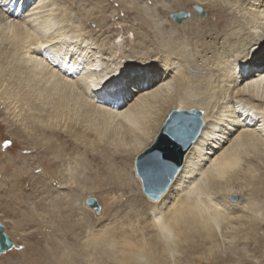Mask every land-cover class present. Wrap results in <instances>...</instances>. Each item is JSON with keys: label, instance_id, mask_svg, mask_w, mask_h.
Returning <instances> with one entry per match:
<instances>
[{"label": "bare ground", "instance_id": "obj_1", "mask_svg": "<svg viewBox=\"0 0 264 264\" xmlns=\"http://www.w3.org/2000/svg\"><path fill=\"white\" fill-rule=\"evenodd\" d=\"M166 1L0 0V115L25 145L14 155L1 146L0 183L14 197L5 199L14 232L37 227L11 264H252V245L264 255V62L252 64L264 54V0ZM116 2L114 17L133 20V43L118 57L94 36L110 31ZM186 10L191 18L173 19ZM147 65L160 71H132ZM174 110L202 111L205 126L153 204L132 161ZM54 178L75 188L53 196ZM99 187L103 202L130 194L122 222L113 204L95 219L76 205Z\"/></svg>", "mask_w": 264, "mask_h": 264}, {"label": "rangeland", "instance_id": "obj_2", "mask_svg": "<svg viewBox=\"0 0 264 264\" xmlns=\"http://www.w3.org/2000/svg\"><path fill=\"white\" fill-rule=\"evenodd\" d=\"M144 1H146V0H143V2L142 3H145ZM162 2H167L166 0H162ZM62 3L63 4H66L65 2H63L62 1ZM148 3V2H147ZM106 4V3H105ZM108 4V3H107ZM167 4H169V2H167ZM114 5H115V7H114ZM114 5H112V6H110V7H108L107 6V12H108V14H107V12L105 13L107 16H109V19L107 20V27H109L110 25H111V28L109 29L110 31L109 32H105V36L103 35V37L101 36V34L100 33H98V32H94V36H99V37H101V39H103L104 37H107V39H106V43H108L107 44V46L108 47H110V48H112V50H113V52H114V54H115V57H118V56H120L121 54H122V52H124V51H129L130 50V42H132V39H133V33H131V32H129L128 30H127V28H129V26H131L132 24H133V20H131V19H126V18H124L123 16H122V14L121 15H118L116 18L114 17L115 16V14L117 13V10L118 11H120V8L118 9L117 8V2H116V4H114ZM225 5V4H224ZM231 6V4H227V5H225V9L227 8V7H229V8H231L230 7ZM228 9V8H227ZM115 11V12H114ZM193 11H195L198 15V18L199 19H202V20H204V19H206V17L209 15V14H211V12L209 11H207L206 9H205V7H195V10L193 9ZM199 11V12H198ZM207 11V12H206ZM228 11H231V12H229V13H236V15L237 16H240V13H239V10L238 9H236V7L234 6L233 8H232V10L231 9H229ZM179 12H182V13H185V14H188V16H187V18L186 19H188V18H191L192 17V12H189V10L187 11H179ZM179 12H176V13H174V14H177V13H179ZM213 13V12H212ZM112 15V16H111ZM209 16H211V15H209ZM166 19V21H167V17H165ZM186 19H184V20H182L180 23H182L183 21H185ZM110 23V24H109ZM89 24V23H88ZM89 27V28H88ZM185 27V26H184ZM136 28V27H135ZM87 29H91V30H93V31H97V26H96V24L95 23H92V24H90L89 26L87 25ZM110 35H113L112 37H111V39H108V36H110ZM133 43V42H132ZM264 53V52H263ZM260 57H257L253 62H252V64L256 61V62H258V61H260L261 60V62H264V54L263 55H259ZM259 63V62H258ZM261 64V63H260ZM104 66H101V68L100 69H102ZM195 74V73H194ZM203 75H204V73H202ZM115 83V82H114ZM192 111V110H191ZM172 113V112H171ZM171 113H169V115H168V117L166 118V120L164 121V123H163V125H162V127H161V129H160V131H159V133H158V135H157V137H156V139L158 138V136H159V134L161 133V130H162V128L164 127V125L166 124V122H167V120H169V116H170V114ZM200 120H201V127H200V132H199V134H198V136L196 137V139L195 140H197L198 138H199V136H200V134H201V130H203V128H204V126H205V122H203L202 121V119H201V116H203V112L202 111H200ZM2 117H4L2 114L0 115V148H1V146H2V148H3V151H5V149H7L6 151H7V153L6 154H11V155H14V154H16L19 150H21L22 149V147H24L25 145H22L21 143H22V140H20V138H19V140L16 138V135H17V130H16V128H14V127H12L10 124H7L6 122H5V120H2ZM258 128H260V130L262 129V128H264L263 126L261 127H257V129ZM259 130V129H258ZM155 139V140H156ZM195 140H194V142H195ZM6 141H11V144L10 145H6L5 144V142ZM194 142L193 143H191V145L189 146V149L192 147V145L194 144ZM154 143V142H153ZM152 143V144H153ZM14 144H15V146H14ZM12 147H14L13 148V150L11 149ZM1 148V149H2ZM27 148H29V146H26L24 149H23V151H29V152H32V151H34L35 149H27ZM189 149H187V150H189ZM17 151V152H16ZM0 152H2V151H0ZM188 151H186L185 153H187ZM90 159V158H89ZM90 161H91V163L95 166V167H92V171H94V170H96V168L99 170V168H98V166H100V164H99V162L97 161L96 162V159L95 160H91L90 159ZM134 159H133V161H132V164H133V169H132V174H131V176H133V174H134V176H135V178L138 180V188L140 189V191H141V193L143 192V190L141 189L142 188V186H141V182H140V179L137 177V175H136V171H135V166H134ZM41 169L42 168H38V169H36V171H35V169H34V176H38L39 174H40V171H41ZM45 169V168H44ZM47 169V168H46ZM45 169V170H46ZM179 170H180V168H179ZM33 171V170H32ZM47 171L49 172V173H51V170L50 169H47ZM128 171L129 172H131L129 169H128ZM178 174V173H177ZM176 177V176H175ZM56 178H54V185H53V189H54V191H52V192H50V193H52L51 195H57V196H59V195H63V196H65L67 193H69L72 189H74L75 187L74 186H64V187H60V185H58V184H56V182L58 181L57 179L55 180ZM174 180V179H173ZM173 182V181H172ZM2 183V182H1ZM1 183H0V186L2 187H0V221H1V223L4 225V231L6 232V234L11 238V240L13 241V244H14V246H13V248L10 250V251H8V252H5V253H3L1 256H0V264H11L12 262H14V261H18L19 259H15V258H17V257H19V256H16V255H14V254H12L13 252H14V250H16V249H18V250H22L23 249V245H25L26 244V242L27 241H29V242H33V241H35V240H33L32 239V237L31 236H29V234H28V232H31V233H34V234H36L37 233V227L35 226V224L33 223V224H29V225H25V223L23 222L22 223V225H23V228H22V230H21V232H18V233H15L14 232V221H17V219H18V216H15V214H14V212H11V210H8V208H6V202H5V199L6 198H9L10 200H11V198L13 197V196H11L12 195V192H9V193H7V195H5L4 196V190L6 189V186L4 185H1ZM2 184H4V183H2ZM171 185V183L169 184V186ZM169 186L167 187V189L169 188ZM36 187V186H35ZM35 187H32L31 186V183H29V185L28 184H26V186L25 187H23L22 186V192H23V194L24 195H28V194H30L31 193V191L35 188ZM70 187V188H69ZM136 186H134V189H133V193H135V194H138V192L136 193V191H137V188ZM61 188H63V189H61ZM65 188V189H64ZM4 189V190H3ZM167 189H166V191H167ZM106 189L105 188H102V187H99L98 189H96L93 193H90L91 195H89V197H94V198H96V200H97V203L100 205V207H101V210L103 209V211H104V208H105V203H107V204H113V206L114 207H116V208H120L121 207V210H120V212H118L117 214H119L120 216H118V219L119 220H121V222L123 221V219H124V216H125V214H129L128 213V211H129V208H128V203H127V205H126V203H124L125 201H124V196H127L128 197V195H130V194H124L121 190H115V191H113V192H111V194L110 195H108L107 196V201L106 202H103L99 197H98V195H97V193H101V192H103V193H105L106 191H105ZM165 191V192H166ZM54 192V193H53ZM56 192H57V194H56ZM165 192H163V193H165ZM18 194V192H16V195ZM106 195V194H105ZM142 195H143V197L145 198V200L146 201H150L149 203H155V202H157V200L156 201H154L153 202V200H151V199H149V198H146V196H145V194L144 193H142ZM162 195V194H161ZM160 195V196H161ZM120 196H123V198H120ZM159 196V197H160ZM11 197V198H10ZM87 197V196H86ZM86 197H84V200L83 201H80V202H78L76 205L79 207V208H81L82 210H84L85 209V211L88 209V210H90V212H91V214L92 215H94V219L95 218H97V217H100V214H99V216H97L96 214H95V212L93 211V210H91L90 208H88V207H86V205H85V200H86ZM88 198V197H87ZM13 199H14V197H13ZM149 199V200H148ZM229 200L232 202H240L241 200H239V198L238 197H231V198H229ZM13 201V200H12ZM26 204H28V203H26ZM8 205H10V207L9 208H11L12 207V205H11V203L10 204H8ZM104 205V206H103ZM24 207V208H23ZM22 208V209H21ZM87 208V209H86ZM21 211L22 213H25L26 211H25V204L23 203V204H21V206H18V208L17 207H15V211ZM25 211V212H24ZM84 211V212H85ZM103 211H101V212H103ZM125 212H127V213H125ZM262 214V213H261ZM104 224H106V223H108V221H105V222H103ZM25 227V228H24ZM28 227V228H27ZM33 230H34V232H33ZM24 231V232H23ZM263 232V230H260V234ZM18 234L19 235H21V238H19L18 237ZM26 234H28V237H27V241H26V239H25V237H26ZM39 242V241H38ZM251 248L252 249H254V247H253V245L252 246H250L249 247V249H246L245 250V252H246V254H245V257H246V259L245 260H247L248 262H253L252 264H264V255L262 254L263 253V250L260 248V249H258V251L256 252V251H252L251 250ZM16 256V257H15ZM177 256H179L178 255V253H175L174 255H173V258H175V257H177ZM221 257H223V254H221L220 255ZM219 256V257H220ZM221 257H220V259H221ZM244 257V258H245ZM20 258V257H19ZM205 263V261L203 262V264Z\"/></svg>", "mask_w": 264, "mask_h": 264}, {"label": "water", "instance_id": "obj_3", "mask_svg": "<svg viewBox=\"0 0 264 264\" xmlns=\"http://www.w3.org/2000/svg\"><path fill=\"white\" fill-rule=\"evenodd\" d=\"M188 14H175L173 19L181 22ZM200 111H172L158 140L134 161L136 175L142 190L152 200L159 198L179 171L183 154L200 132ZM85 205L99 214L101 207L96 198L88 197ZM11 238L0 221V256L13 248Z\"/></svg>", "mask_w": 264, "mask_h": 264}, {"label": "snow or ice", "instance_id": "obj_4", "mask_svg": "<svg viewBox=\"0 0 264 264\" xmlns=\"http://www.w3.org/2000/svg\"><path fill=\"white\" fill-rule=\"evenodd\" d=\"M133 72H135L137 75H149V74H156L160 71L159 67L155 65H147L143 67H136L132 69ZM6 145H10L11 141H6Z\"/></svg>", "mask_w": 264, "mask_h": 264}]
</instances>
